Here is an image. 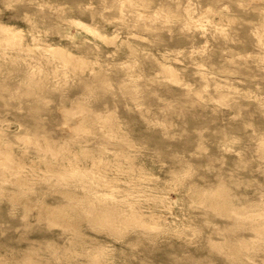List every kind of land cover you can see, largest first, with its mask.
<instances>
[{
    "label": "rangeland",
    "instance_id": "obj_1",
    "mask_svg": "<svg viewBox=\"0 0 264 264\" xmlns=\"http://www.w3.org/2000/svg\"><path fill=\"white\" fill-rule=\"evenodd\" d=\"M210 1L0 0V22L31 45L0 39V153L9 152L0 154V264H264L263 218L248 214L264 210V113L253 105L264 102V59L253 58L264 54L253 41L264 39V0ZM135 3L160 13L158 28L127 15ZM186 5L196 17L211 8L203 33L182 24ZM31 34L85 65L46 59ZM167 46L179 47L177 58L163 61L198 101L158 83ZM197 68L208 71L207 86ZM214 79L231 84L220 89L226 103L215 99ZM99 179L158 212L160 228L127 225L129 206L120 231L98 226L95 212L108 202L83 210Z\"/></svg>",
    "mask_w": 264,
    "mask_h": 264
},
{
    "label": "bare ground",
    "instance_id": "obj_2",
    "mask_svg": "<svg viewBox=\"0 0 264 264\" xmlns=\"http://www.w3.org/2000/svg\"><path fill=\"white\" fill-rule=\"evenodd\" d=\"M212 1L213 0H211L210 2H212ZM135 5H137V3H135L134 5L131 6L130 13H127V15L130 14V15L134 16L136 19H138L139 21H141L143 27L158 28V25L153 24V21L157 17L160 16V13L158 11H154V12L151 11L152 12L151 13V12H149V11H147L141 7L139 8ZM182 10H183V19H184L182 24L184 26H186L187 28H189L187 31H190V33H191L195 29H198L199 30L198 32L203 33L204 30L206 29L205 21L209 16L211 8L206 7L198 17H196L191 12L188 5L184 6L182 8ZM166 17H167V15H165V18ZM74 20H75V22H77L81 26H83L86 30L91 31L94 34L99 35L103 39L107 38L110 41H113L112 36L108 37V35H106L104 32L99 31L98 27H95V26L89 24L88 22L81 20L80 18H75ZM0 29L5 33V35H3L2 38H0L3 40L4 43L7 44L10 42L17 48H24V47L30 48L31 47V45L21 42L22 29L13 28V26H11L10 24L3 23V22H0ZM127 30L129 31L128 33H133V34H137V35L140 34V32H137V31L135 32V31H132L130 29H127ZM214 30H217L219 33H221V32L223 33L222 27L215 26ZM31 39L33 41H35V43H33V45L35 47H37V48L41 49L43 52H45L44 54L47 55L46 59L49 58V56L51 57V60L54 57H59L62 60L63 65H65L68 62L71 64H74L73 62H75V63L79 64L80 67H82L86 63L83 57H81V56L76 57L72 52H70L69 50L64 48V46H62V45L51 44V43H46V42H39L40 38H38L36 35H33V34H31ZM253 41L257 45L264 44V39L262 38V36H260L258 34L255 36ZM247 43H250V40H248ZM195 47H196L195 45L191 44V48H195ZM175 49L179 50V47L178 46H176V47L167 46L163 49H159V52H160L159 55H161V58H156L157 62L159 63V66H160V71H158L159 73L157 74V78L159 81L158 83L160 85H167L169 89L173 88V87H171V85H169L168 83L174 82V83L178 84L180 86V88L178 90H176V93L182 94V95H188L191 102L193 103L196 100L198 101V95L197 94L199 92L198 91H189L187 88L188 84L181 82V78H179V74L177 73L176 68L172 64L163 61L165 58H177L176 55H174L172 53V52L178 51ZM253 58H255L257 61H259L260 59H264V54H262V55L255 54ZM125 62L126 61H123L122 63H125ZM260 64H262V63H260ZM261 66L264 67L263 64ZM29 67H31V65ZM81 69H83V68H81ZM195 71L198 72L199 77L202 78V80H203L202 85L207 86V84H208L207 72L208 71L203 70V69H199V68H197ZM132 75H133V73H130V72L128 73V77H130ZM163 81H166L167 83L163 82ZM230 85L231 84H229L226 80L214 79V87H215V90L218 92V95L215 97V99L222 102V103H226L227 92L220 91V89L223 87L230 86ZM244 95H246V94L244 93ZM255 100L256 101L253 105L257 106L259 108L261 107L262 108L261 110L264 113V102H262L257 97ZM63 113H64V115L67 113L68 114H74V111H72L70 109H64ZM107 118L108 117H105L104 120L99 123V126L101 128L106 126L105 121L107 120ZM19 125H21V124H19ZM238 129L239 130L244 129V125L239 124ZM1 131H3V133H5V129H4L2 124H0V133H1ZM219 132H223V131H219ZM223 133L224 134L221 135V138L223 140H225V142H228L230 140L229 134L225 133V132H223ZM107 135L109 138H113V136H114L112 132H108ZM259 148L264 149V134L261 135V137L259 138V140L257 142V149H259ZM0 154H3L4 156H6L9 154V152L6 149H4L3 152ZM91 162H92L91 164L95 165L97 161L92 160ZM80 170L81 169L77 165H71L67 169V171H69L71 173H74V172L80 171ZM55 173L57 175L61 174L60 171H57ZM93 173H94V171H91L92 176H93ZM183 173H186V170H184ZM91 174H89V175L91 176ZM99 182H102V188L101 189L93 188L90 191V193H91L90 194V205L91 206L89 208H84V210H83L84 212H88V211L91 212L93 210V206L96 204V202H99V201H102L105 203L108 202V204L104 205L103 207H101L99 210H97L95 212V213L98 212L96 215H100V218L98 219V222H97L98 226L105 228V229H108L110 231H120V228L115 225L116 220L118 218V213L122 212V217H123L124 213H126L124 211H126L128 206H129V210L127 211V213L125 214V217H124L125 223L127 225L130 224L131 227H133L134 225L140 226V228H142L145 231L160 228V225L154 221V217L159 216L158 212H156L154 210H143L138 205H134L135 202L134 201L132 202V200H128L127 195L122 193L116 184H108V181L105 179L94 180L95 184H99ZM206 196H208V195H205L204 198L201 199L199 202H202V203L205 202ZM262 201H263L262 199L258 200V202H262ZM124 206H127V207L125 208ZM231 211L234 212L233 210H231ZM248 214L249 215L257 214L258 216H262L263 222L258 223L257 229L260 230L261 228L264 227V210H261L259 212H250ZM146 217L153 218V219L152 220L147 219ZM118 220H121V219L119 218ZM150 238H154V237H150ZM231 255L233 258H240V255H238L236 253H231Z\"/></svg>",
    "mask_w": 264,
    "mask_h": 264
}]
</instances>
